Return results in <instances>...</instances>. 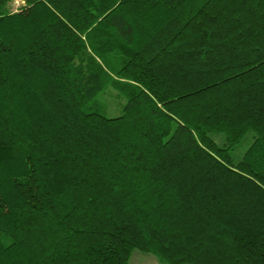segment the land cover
<instances>
[{
  "label": "trees",
  "instance_id": "1",
  "mask_svg": "<svg viewBox=\"0 0 264 264\" xmlns=\"http://www.w3.org/2000/svg\"><path fill=\"white\" fill-rule=\"evenodd\" d=\"M13 2L0 264H264V0Z\"/></svg>",
  "mask_w": 264,
  "mask_h": 264
},
{
  "label": "rangeland",
  "instance_id": "2",
  "mask_svg": "<svg viewBox=\"0 0 264 264\" xmlns=\"http://www.w3.org/2000/svg\"><path fill=\"white\" fill-rule=\"evenodd\" d=\"M22 0H15L12 4V10H17L18 6L20 5V2ZM106 104L109 106V110L107 111V114H105L107 117H117L121 114L122 111V105L117 104L114 99H107L105 100ZM217 141L219 143L223 142V139L221 136L216 137ZM248 145V142H243L235 151L234 156L237 160L241 159L242 154L244 150L246 149ZM131 264H160L159 261L152 255L142 253L138 250H135L131 257Z\"/></svg>",
  "mask_w": 264,
  "mask_h": 264
},
{
  "label": "built area",
  "instance_id": "3",
  "mask_svg": "<svg viewBox=\"0 0 264 264\" xmlns=\"http://www.w3.org/2000/svg\"><path fill=\"white\" fill-rule=\"evenodd\" d=\"M17 1V0H16ZM25 2H24V0H22L21 2H20V5L18 6V8L21 6V5H23Z\"/></svg>",
  "mask_w": 264,
  "mask_h": 264
}]
</instances>
